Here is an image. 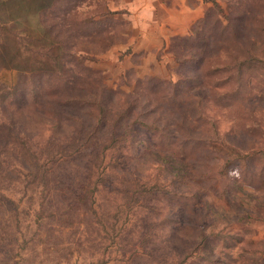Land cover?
<instances>
[{"label":"rangeland","instance_id":"rangeland-1","mask_svg":"<svg viewBox=\"0 0 264 264\" xmlns=\"http://www.w3.org/2000/svg\"><path fill=\"white\" fill-rule=\"evenodd\" d=\"M0 264H264V0H0Z\"/></svg>","mask_w":264,"mask_h":264},{"label":"trees","instance_id":"trees-1","mask_svg":"<svg viewBox=\"0 0 264 264\" xmlns=\"http://www.w3.org/2000/svg\"><path fill=\"white\" fill-rule=\"evenodd\" d=\"M26 190H27V191H30V192H35L33 189H28V188H27ZM42 190H43V189L40 190L41 193H42ZM40 209H41V206H40V204H39V206H38L36 209H34V208H30L29 210L26 211V213H27L28 215H33V213H37V211L40 210ZM32 212H33V213H32ZM39 219H40V218H39ZM39 222H40V221H39ZM27 227H28V226H27ZM61 232H62V231H59L60 234H61ZM78 240H79V238H78ZM14 241H17V239H14ZM77 245L80 246V245H81V242H80V243L78 242ZM26 246H27V244H25L24 249L26 248ZM74 250L77 251V249H74ZM120 255H121L122 260H123V257H124L125 255H124L123 253H121ZM131 258L133 259V256H132Z\"/></svg>","mask_w":264,"mask_h":264}]
</instances>
